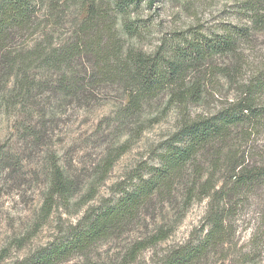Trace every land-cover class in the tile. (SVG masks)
Listing matches in <instances>:
<instances>
[{
    "label": "trees",
    "instance_id": "1",
    "mask_svg": "<svg viewBox=\"0 0 264 264\" xmlns=\"http://www.w3.org/2000/svg\"><path fill=\"white\" fill-rule=\"evenodd\" d=\"M138 1L120 0L111 13L100 1L88 0L83 18L73 24L67 37L55 42L52 34L58 31L54 26L58 28L62 11L59 0H0V109L7 112L18 107L26 114L28 121L19 127L18 137L32 149L46 145V115L54 116V110L69 101L88 106L94 92L115 89L120 100H125L119 115L123 119L140 117L163 100L166 110L179 109L176 130L157 154L156 165L137 169L130 185L120 188L113 199L87 208L62 239L15 264H60L74 254L82 255L133 224L148 201L168 199L179 185L181 214L193 201L207 199L202 230L156 264H208L213 257L224 258L225 244L236 246V226L248 207L258 213L259 221L247 248L240 245L232 260L257 264L264 259V157L254 163L246 159L252 132L264 130V102L260 101L264 70L242 86L236 100L206 115H192L189 110L202 101L206 79L212 82L218 75L231 80L241 66L238 49L251 38L252 28L222 22L218 28L165 32L158 45L146 52L125 45L120 35L136 38L139 28L147 27L144 21L129 17V8ZM240 7L249 25L257 30L264 27V0H245ZM44 9L48 22L40 18ZM48 24L53 31H44ZM52 100L57 106L49 104ZM116 149L106 156L107 170L124 152ZM30 153L17 149L9 138L0 143V175L26 167L37 152ZM41 153L48 188L38 226L48 218L57 199L67 203L78 187L55 153ZM93 192L90 188L89 198ZM169 234L170 229L159 227L135 242L128 258L134 260L147 245Z\"/></svg>",
    "mask_w": 264,
    "mask_h": 264
},
{
    "label": "rangeland",
    "instance_id": "2",
    "mask_svg": "<svg viewBox=\"0 0 264 264\" xmlns=\"http://www.w3.org/2000/svg\"><path fill=\"white\" fill-rule=\"evenodd\" d=\"M86 1L59 0L62 11L58 17V28L54 26L58 31L54 30L52 34L55 42L67 37L73 24L83 18ZM98 1L114 13L115 3L120 0ZM148 1L139 0L128 10L132 20L144 21L142 23L147 27L144 30L139 28L140 34L136 38L123 32L120 34L125 45H134L146 52L158 45L165 32L183 31L189 27L203 30L218 28L222 22L247 24L252 28L251 38L238 49L240 68L231 75V80L218 75L212 77V82L206 79L202 101L189 109L192 115H206L236 100L241 95L242 86L253 82L263 72L264 27L257 30L240 13L245 0H152L150 5ZM40 18L47 21L45 9ZM119 21L122 22L120 18ZM118 28L120 30V26ZM44 31L53 29L48 24ZM85 64L89 63L86 61ZM260 93V101L264 102V91ZM94 95L88 106H78L69 101L58 106L54 116L46 115L48 138L41 149H32L28 141L26 143L18 137L19 127L28 121L24 112L18 107L7 112L0 109V143L9 138L17 149L37 152L34 157L30 153L32 162L19 172L0 175V264L23 262L36 249L62 239L68 227L75 224L87 208L117 196L120 188L135 180L132 178L137 169L156 165L157 154L178 125L179 109L171 107L166 110L164 100L148 107L140 117L123 119L119 115L125 100H120L115 89L94 92ZM52 101L49 104L57 106L58 103ZM252 133L246 158L249 163L259 162L264 157V130ZM115 147L119 148L116 149L118 152H124L107 170L106 156ZM41 150L55 153L59 165L75 178L78 187L67 203L57 199L48 218L38 226L48 188V171ZM90 188L94 192L89 198ZM176 188L164 201L160 198L148 201L138 219L114 237L97 243L82 255H72L60 264L158 263L168 251L202 230L207 199L193 201L181 214L182 189L180 185ZM257 214L248 207L236 226L233 237L236 246L225 244L223 251L226 256L213 257L208 264H235L232 259L236 249L240 245L247 248L251 232L259 221ZM161 226L170 229V234L156 244L147 245L134 260L129 259L128 250L134 243L154 234ZM257 264H264V259Z\"/></svg>",
    "mask_w": 264,
    "mask_h": 264
}]
</instances>
